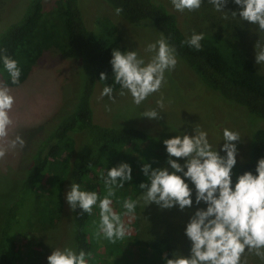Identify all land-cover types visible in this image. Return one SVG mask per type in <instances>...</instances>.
I'll use <instances>...</instances> for the list:
<instances>
[{"label":"trees","instance_id":"1","mask_svg":"<svg viewBox=\"0 0 264 264\" xmlns=\"http://www.w3.org/2000/svg\"><path fill=\"white\" fill-rule=\"evenodd\" d=\"M21 1L20 12H15L13 18L8 16L10 20L0 27V51L18 61L20 83L12 85L0 63L1 84L8 87L22 84L34 63L50 47L58 49L66 58L77 60L79 81L75 102L68 107V114L52 131L40 137L38 147L32 149L30 157L14 171L13 190L0 193V264H47L34 248L22 246L19 249L16 243L27 226L44 228L40 223L42 216L54 217L57 222L65 211L72 238L67 246L89 253V264H163V257L172 256L173 247L167 239L130 238L132 244L141 248L132 258L122 249L125 239L113 245L102 236L97 237L98 207H94L92 214L78 215L80 210H70L65 201L72 181L78 182L82 189L96 191L100 197L106 195L101 173L118 165L120 159L131 165L132 180L126 182L128 188L125 189V183L123 188L115 190L112 203L117 212L124 211L125 199H135L134 196L142 191L140 174L136 172L141 167L140 162L128 161L125 156L140 153L152 135L140 127L102 125L92 117L94 86L103 88L105 84H113L111 52L124 50L116 25L103 16L96 19V29L88 27L80 0H55L49 10H45V0ZM101 1L113 11L120 7L122 12L118 16L131 25L150 22L175 47L177 59L193 72L204 89L222 102L242 108L253 130L247 159L236 163L232 170L233 181L244 171L254 173L256 161L264 157V127L260 125L264 121V73L256 68L241 44L244 30L235 26L226 35H206L197 51L183 43L189 36L164 3L155 0ZM16 2L11 1V7L17 5ZM100 72L108 74V79L98 80ZM119 88L114 85V91ZM77 133L81 136L79 144L73 135ZM162 141L150 143L163 149ZM112 158L116 163L108 167L107 159ZM46 174L50 175L48 185L42 183ZM99 246L103 252H96Z\"/></svg>","mask_w":264,"mask_h":264},{"label":"rangeland","instance_id":"2","mask_svg":"<svg viewBox=\"0 0 264 264\" xmlns=\"http://www.w3.org/2000/svg\"><path fill=\"white\" fill-rule=\"evenodd\" d=\"M11 1L16 0H0V27L6 20H10L8 16L13 18L15 12H20L19 7L23 4L22 1L17 0V5L14 7H11ZM54 1L45 0V10H49ZM155 1L164 3L177 16L181 29L189 37L193 32L204 33V37L216 33L226 35L230 29L239 26L244 30L241 44L247 50L256 68L264 73V63L257 65L254 58V44L256 42L264 44V32L258 31L255 25L240 21L239 18L227 13L215 11L208 0H204L199 9L191 12L176 11L171 0ZM80 7L88 27L96 29V19L103 16L108 17L114 22L121 35L120 46H123L124 50L134 48L146 60L150 56L144 51L146 44L163 38L150 22L131 25L101 0H80ZM225 7L228 10L237 8L231 0ZM225 15L228 16L227 19H224ZM76 61L64 57L55 47H50L34 63L29 76L22 84L9 87L15 98L10 112L13 124L9 128L8 137L0 140V146L6 147L7 140L17 135L24 140V145L7 148L5 156L0 158V193L13 190L14 171L22 166L25 158H29L38 147L40 137L52 131L68 114V107L74 104L79 81ZM196 80L193 72L177 59L175 68L165 73V82L160 90L149 95L139 105L133 103L131 95L126 90L123 95H120V88L114 91V99H109L107 96L101 97L102 87L95 84L91 95L93 120L102 125L134 126L148 131L152 139L146 145L144 144L141 152L127 153L125 156L128 161H139L141 167L142 163H149L154 168L167 166V154L164 152V147L163 149L156 145L153 147L150 142L157 140L160 142V139L164 140L175 134H182L181 131L191 134L193 129L205 130L208 133L209 142L213 145L222 138L224 128L238 132L241 140L237 142V162L245 161L251 142L250 133L253 130L247 114L239 106L222 102ZM0 86L4 85L0 82ZM152 109L159 112L158 118L150 119L144 116ZM263 123L264 121L260 125L264 127ZM73 135L79 144L81 136L78 133ZM222 143L221 140L218 148ZM119 161L125 160L120 159ZM107 162L110 167V164L116 163V159H107ZM180 162L183 161L180 160ZM141 167L139 170L136 169V172L140 174V181L146 182ZM49 182L50 175L46 174L42 183L48 185ZM128 187L126 183L125 189ZM141 194L142 191L134 196L139 200L135 214H126L125 210L121 214V219L128 231V235L122 242L124 253H128L133 258L136 257L135 253L140 252L141 248L130 241V238L135 237L141 241L151 238L167 239L173 247L171 257L188 255L190 242L185 237L183 228L197 206L194 205L193 209L184 211L176 207L160 209L154 203L144 206V202L140 200ZM112 207L117 212L113 203ZM199 207H203V204ZM67 214L66 211L61 213L57 222L54 217L46 219L42 216L40 223L44 228L27 226L16 245L19 249H22V246L34 248L39 258L47 262L46 257L51 253L52 248H62L70 239L72 240L71 235L69 236L71 230ZM98 220L99 217L95 220L96 225H99ZM101 250L103 248L99 246L96 252H103ZM241 261L242 264H264V261L247 250L242 255Z\"/></svg>","mask_w":264,"mask_h":264},{"label":"clouds","instance_id":"3","mask_svg":"<svg viewBox=\"0 0 264 264\" xmlns=\"http://www.w3.org/2000/svg\"><path fill=\"white\" fill-rule=\"evenodd\" d=\"M204 0H171L178 12H191L199 9ZM214 10L227 13L240 21L255 25L264 32V0H231L237 8L226 9L229 0H208ZM115 13L122 12L120 7ZM228 16L225 15L224 19ZM204 33L193 32L183 43L195 50L201 49ZM144 51L150 54L146 60L133 49H113L110 57L113 84H105L100 96L114 99V85L120 86V95L125 90L131 95L134 104H141L149 95L158 92L165 82V73L175 68L177 52L166 39L161 38L146 44ZM254 58L257 65L264 63V44H254ZM0 63L7 72L10 83H20L21 68L18 61L0 51ZM108 79V74L99 73L100 81ZM15 102L7 85L0 86V140L9 135L13 124L10 112ZM144 116L158 118L155 109ZM162 141L167 154V166L152 167L142 163L141 172L147 182H141L140 200L144 206L156 204L160 209L178 208L181 211L193 209L183 232L190 242L188 255L163 257V264H242L245 251L253 252L264 261V157L255 164V171H244L233 181L232 170L237 163L238 132L224 128L222 138L211 144L205 130L193 129L189 134L181 131ZM223 141L222 144L218 143ZM24 145L19 136L7 140V146H0V158L7 148ZM223 153V154H221ZM180 160L183 162L181 163ZM132 167L120 162L102 171L101 176L106 195L100 197L94 190L82 189L72 181L65 193V201L70 210H80L78 215L92 214L94 207L99 209L97 237L111 243L123 240L128 235L121 214L114 211L112 197L115 190L123 188L132 180ZM139 200L128 198L122 207L126 214L134 215ZM203 204V207L199 205ZM47 264H89L90 254L83 249L71 246L52 248L46 257Z\"/></svg>","mask_w":264,"mask_h":264}]
</instances>
